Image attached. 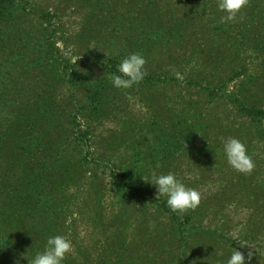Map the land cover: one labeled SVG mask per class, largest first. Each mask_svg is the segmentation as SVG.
<instances>
[{"label": "rangeland", "instance_id": "obj_1", "mask_svg": "<svg viewBox=\"0 0 264 264\" xmlns=\"http://www.w3.org/2000/svg\"><path fill=\"white\" fill-rule=\"evenodd\" d=\"M14 1L12 22L0 25V108L19 110L21 120L0 131V140H9V135L19 134V128L28 127L22 119L23 102L16 105L10 98L13 91L37 89V77L29 74L45 69L43 79L50 77L52 82L40 83L44 86L34 104L53 113L44 135L49 141L51 135L55 137L58 175L52 181L58 184L56 192L61 197L59 211L47 218L46 228L19 222L15 226L20 230H10L21 251L15 255L0 249V264H28L29 250L34 254L55 234L65 235L72 244L64 264H91L107 253L126 264H223L234 248L244 253L246 264H264V137L254 135L250 119L243 118L229 100L247 94L252 102L264 104V0H249L250 7L227 24L220 22L215 0H135L132 6L131 0ZM155 6L162 11L164 28L160 46L147 50L150 38L143 30L153 21L143 24L139 19L143 10ZM41 12L47 14L44 20L39 19ZM106 12L116 24H108L111 18L105 17ZM170 18L177 22L167 31L165 23ZM185 18L194 22L196 36L191 39L180 34V30L185 35L191 30L186 32ZM54 28L57 31L51 35ZM37 31L43 37H36ZM136 32L146 41V54L133 52L159 69H151L155 79L151 83L116 89L109 77L117 67L108 58ZM51 41L70 62L62 71L48 69L53 56L36 60L48 54ZM236 58L243 59L251 72L230 81L222 99L208 101L200 86L190 83L200 70L205 72L203 83L219 80L216 74L228 72ZM161 67L171 71L173 80L164 81ZM71 68L78 71L73 78ZM173 70L184 80H178ZM212 71L217 73L208 77ZM78 102L82 106L78 119L83 130H89V162H83L87 149L80 155L72 153L73 138L68 132L72 104ZM230 136L246 145L254 161L250 173H239L226 163L223 140ZM37 141L46 143L41 135ZM69 155L70 164L65 161ZM153 172H172L200 193L199 205L180 217L191 216L186 225L176 222L165 198L157 197L156 188L142 179ZM118 173L145 191L140 196L117 193L112 178ZM196 225L199 228L194 230Z\"/></svg>", "mask_w": 264, "mask_h": 264}, {"label": "trees", "instance_id": "obj_2", "mask_svg": "<svg viewBox=\"0 0 264 264\" xmlns=\"http://www.w3.org/2000/svg\"><path fill=\"white\" fill-rule=\"evenodd\" d=\"M134 2L135 0H131L130 5L132 6ZM14 4V0H0V25L4 26V24L8 25V23L12 22V18L10 16H12L11 7ZM140 4L141 2H138L137 8H140ZM247 7L249 8L250 6L248 5ZM156 8L157 9H150L148 11L143 10V13L145 14L141 19H139V22H142L143 24H145L146 21H153L151 26L149 24L145 26V30H143L148 38H150V45L147 47V50L156 49L155 45L157 46L159 43V35L164 28V26L160 24L162 11L159 7ZM106 13L107 15L105 17L111 18L108 24H116L117 22L112 19L110 14L108 12ZM23 14L25 15L24 11H22V15ZM89 15L92 17L96 16V14L91 12ZM194 16L196 17V15ZM45 17H47V14L41 12L39 19L43 18L44 20ZM190 19L193 20L194 17H190ZM190 19L185 18L183 20V23L185 22L189 25H184L186 32L188 30L186 28L191 29L190 32L185 35L184 31L180 30L181 36H186L189 39L196 36V32H194L193 27L194 22L192 23ZM196 19L198 18L196 17ZM176 22L177 21L175 18L168 19L165 23V30L168 31L172 29ZM146 28L148 29V33L146 32ZM56 31L57 29H52L51 35ZM37 36L43 37L39 31L36 32V37ZM143 38V35H141L139 32L129 35L126 41L118 46L114 56L111 55V57L108 58V61L112 62L114 67H117L118 63L120 62L119 57L123 58L124 55L130 51L133 52L136 50L141 54H146L144 49L146 41H144ZM159 46L160 44H158L157 47ZM226 49L231 51L233 48H231V45H228ZM47 50L48 54L42 53L40 57L36 58V60L39 61L45 57L53 56L54 61L49 65V70L55 69L57 71H62L63 69L69 67V60L61 54L56 42H49L47 45ZM236 59L237 62H235V65L233 63H229L230 70L228 72L217 73L212 71L209 75L207 74L208 77H214L217 73L216 75L218 76L216 77H219V80L215 79L203 83V80L201 81V79H203L205 72L200 70V74L196 79H194V76L191 77L192 80L190 83L200 86L201 91L208 101L213 102L222 99V97L226 95L225 87L230 81L240 78L241 76H249L251 72L243 59ZM145 68L147 74L141 82L151 83L155 80L154 72L151 71V69L157 70L159 68L158 66L153 67L152 65L148 64H145ZM71 69L72 71L70 75L73 78L74 76H77L76 74L78 71L74 68ZM160 69L162 70L164 67H161ZM161 73L164 76V81L173 80V74L169 69L162 70ZM44 74L45 69L42 68H38L35 72L29 74V76L35 75V77H37V82L35 83L38 85L37 89H35L33 86H30L23 91H18L16 89L21 87L19 86L15 88L16 91L12 92L14 97L10 98L11 100H15L14 103H17L16 105L20 103L21 106L23 102L24 108L22 111L25 114L22 119L26 121L24 123L28 124L27 128L29 130H27L26 127H21L19 128V134L15 132L13 136L9 135L10 141L0 140V147L3 152V156L5 157L0 158V249L1 251H4L5 254H9V251H12L13 254L19 255L18 251H21V247L19 246L17 238L11 234L12 231L17 232V230L21 229L20 227L15 226L16 224L19 222H24V224L30 228L36 226L38 230H40V228L42 230L49 224L47 218L59 211V208L56 209V207L60 204V202H57V200L60 199L61 196L56 192L58 184L52 181L53 175L57 172L55 168L58 164V159L55 158V154L57 153L54 152V149H56L57 146L54 140L55 137L53 135H51L50 141L44 135V130L48 128L46 123L51 121L53 113L51 110L39 108L34 104V100L38 96V90L40 89V86H49L52 82V78L50 77L48 80L43 79ZM58 80L59 78L56 76L54 81L57 82ZM243 80L244 79L241 81L242 86L245 84ZM44 82H46L44 85H40V83ZM23 84L25 83L23 82ZM190 85L191 84L188 86ZM191 86L194 87V85ZM34 91H36L35 96L32 94ZM244 91L247 92V89H244ZM40 96H42V94ZM252 99V95L247 94H245V97L233 95L229 98L230 102L236 106L238 113L243 118L250 119L251 125L255 128L254 135L264 137V104L260 102L254 103L252 102ZM72 105V113H70L68 117L70 122L68 132L73 138L72 149L74 151L72 153L80 155L83 152V149H87V153L83 157V162H89V130L87 128L84 131L81 121L78 119L82 106L80 102ZM17 111L19 110L11 108L7 112V109L0 108V131L6 130L12 121L14 123L20 122L21 118L19 117V112ZM30 118L33 120H29ZM29 125L33 126L34 128L30 129ZM40 135L43 137L46 143L37 141ZM71 155L74 156L75 154ZM71 160L72 158L70 155L65 158V161L69 162L68 164H70ZM56 175L58 174H55L54 176ZM112 182L115 190L119 194L124 193L131 196H140V194L145 191L143 186H140L139 183H136L124 173L115 174L112 178ZM12 193L16 194L14 198L11 197ZM164 204H166L165 200ZM173 215L175 216L176 222L179 220L184 225L190 221L189 219L191 217L185 215V220H182V218L180 219L181 215L176 213ZM9 224H12V226H9ZM198 228V225L194 226V230ZM40 236L41 235H39L38 238H40ZM30 253H32L31 250H29V257L31 258L33 254ZM110 255L111 253H107L106 256H100L101 259L93 263L91 262V264H126L125 260L120 261L118 258L115 260L110 259ZM13 259L14 257L10 258V260Z\"/></svg>", "mask_w": 264, "mask_h": 264}, {"label": "clouds", "instance_id": "obj_3", "mask_svg": "<svg viewBox=\"0 0 264 264\" xmlns=\"http://www.w3.org/2000/svg\"><path fill=\"white\" fill-rule=\"evenodd\" d=\"M216 9L221 23H230L236 20L241 10L249 0H215ZM146 60L140 54H127L117 65L116 73L110 75L112 86L116 89H128L141 82L147 74ZM174 71L175 77L183 81L184 76ZM118 73V74H117ZM223 154L226 163L239 173H250L254 168V161L247 153L246 145L236 137H227L223 140ZM156 188L157 197H164L166 205L173 213L183 215L194 210L200 203V193L185 185L172 172L157 174L153 172L149 177H142ZM72 250V244L65 235L55 234L46 238L42 249L37 250L31 258L27 257L28 264H64L66 256ZM252 256L248 253V259ZM18 264V262H17ZM223 264H246L243 252L234 248Z\"/></svg>", "mask_w": 264, "mask_h": 264}]
</instances>
